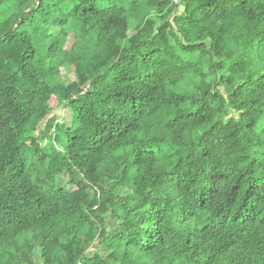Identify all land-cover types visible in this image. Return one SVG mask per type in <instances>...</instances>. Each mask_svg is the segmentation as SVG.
I'll return each instance as SVG.
<instances>
[{"label":"trees","instance_id":"1","mask_svg":"<svg viewBox=\"0 0 264 264\" xmlns=\"http://www.w3.org/2000/svg\"><path fill=\"white\" fill-rule=\"evenodd\" d=\"M13 3L0 264H264V0Z\"/></svg>","mask_w":264,"mask_h":264},{"label":"rangeland","instance_id":"2","mask_svg":"<svg viewBox=\"0 0 264 264\" xmlns=\"http://www.w3.org/2000/svg\"><path fill=\"white\" fill-rule=\"evenodd\" d=\"M13 2H14V0H8L7 2H5L4 4H2L0 6V20L9 15L8 8L10 9V7L14 5ZM67 80H69V81L73 80V75L69 74L67 77ZM52 103H53V105H55L54 101ZM52 114L54 116H58V119L60 121H64L67 124L69 123V121L71 119L70 114L68 113L67 109H64V108H62L58 111L54 110V112ZM63 179H66V177H64Z\"/></svg>","mask_w":264,"mask_h":264},{"label":"built area","instance_id":"3","mask_svg":"<svg viewBox=\"0 0 264 264\" xmlns=\"http://www.w3.org/2000/svg\"><path fill=\"white\" fill-rule=\"evenodd\" d=\"M172 3L177 4V0H172ZM85 91H86V89H83V91L79 95L83 96ZM72 99H74V97H72Z\"/></svg>","mask_w":264,"mask_h":264},{"label":"water","instance_id":"4","mask_svg":"<svg viewBox=\"0 0 264 264\" xmlns=\"http://www.w3.org/2000/svg\"><path fill=\"white\" fill-rule=\"evenodd\" d=\"M22 15H23V13H22ZM22 15L20 16V21L22 20Z\"/></svg>","mask_w":264,"mask_h":264}]
</instances>
